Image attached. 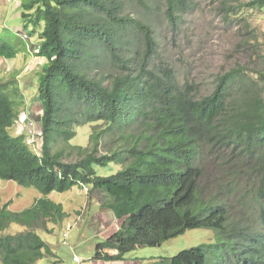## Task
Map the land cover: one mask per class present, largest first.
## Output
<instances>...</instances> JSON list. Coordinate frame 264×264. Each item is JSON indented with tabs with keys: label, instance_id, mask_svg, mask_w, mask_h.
Instances as JSON below:
<instances>
[{
	"label": "trees",
	"instance_id": "trees-1",
	"mask_svg": "<svg viewBox=\"0 0 264 264\" xmlns=\"http://www.w3.org/2000/svg\"><path fill=\"white\" fill-rule=\"evenodd\" d=\"M163 1L175 29L193 9L189 0ZM124 6V0H20L15 8L28 34L38 37L40 51L34 56L45 59L28 84L37 87L31 99L42 106L41 149L28 141L27 133L15 134L29 98L18 75L7 73L0 79V180L42 196L21 212L8 204L0 208V264H41L55 256L38 231L41 225L52 232L49 224H61L68 213L48 196L76 186L89 187L90 195L101 196V209L123 220L117 232L97 245L96 260H123L139 246L157 247L186 230L210 229L217 234L216 244L183 250L165 264H264L262 92L236 69L220 76L206 97L197 98L191 85L180 89L172 68L160 73L151 68L158 55L155 33L142 20L124 15ZM220 6L226 18L238 15L237 6L226 0ZM245 7L263 10L264 0ZM27 51V44L20 48L0 38L2 59L21 53L30 58ZM109 62L121 71L105 85L107 76L97 71ZM86 125L103 127L91 135L95 147L84 149L76 162L64 161L63 152L54 148L71 143L76 129ZM111 131L128 147L99 156L100 138ZM216 145L232 150L227 187L241 190L243 178L252 184L239 199L242 216L254 213L248 220L231 217L222 192L203 196L199 163L205 149ZM111 164L120 167L115 174H97V167ZM13 224L26 229L6 234Z\"/></svg>",
	"mask_w": 264,
	"mask_h": 264
},
{
	"label": "rangeland",
	"instance_id": "rangeland-1",
	"mask_svg": "<svg viewBox=\"0 0 264 264\" xmlns=\"http://www.w3.org/2000/svg\"><path fill=\"white\" fill-rule=\"evenodd\" d=\"M0 15V38L12 44L25 47L26 42L16 38L14 31L24 28L23 20L14 5H9L8 0H2ZM124 15L142 20L152 27L158 43V55L151 62V67L157 73L165 67H170L176 74V81L180 89L185 85L196 87V97L203 98L210 95L215 89L217 79L232 70H239L248 75L257 85L254 87L264 96V9L245 7L253 0H226L230 5L237 6L238 15L230 20L225 17L221 9L223 0H189L193 3V9L187 12L178 28H173L165 14L163 0H124ZM10 14V16H6ZM3 28H6L3 29ZM36 37V36H35ZM31 40L34 44L37 37ZM20 40V41H19ZM16 59L0 60V75L15 72L20 75L24 93L29 98V119L22 114L19 126L15 134H22L32 130L36 138H28L30 143H35L37 149H41V140L37 138L41 132L40 119L42 106L38 99L32 100L37 87L25 89L26 84L31 83L27 76L31 71L37 76L40 71L41 61L37 58L30 59L22 53ZM26 59V60H25ZM28 60V61H27ZM25 62V65H24ZM107 63L102 70L97 71L100 76H107L105 85H110L115 76L119 75L120 68ZM24 65V67H22ZM4 74V75H5ZM1 79V76H0ZM255 90L252 91L255 93ZM241 95L238 91L236 97ZM32 101H31V100ZM234 105H230L229 113ZM26 119V120H25ZM25 120V123L23 121ZM32 127V129H31ZM102 126L86 125L76 129L77 136L71 143H59L54 150L62 151L64 161L76 162L85 154L84 149L91 150L95 145L91 141V135L96 131L100 133ZM127 130H130L127 128ZM98 155H110L115 151H123L128 147L125 141L120 140L116 132H107L100 138ZM38 150V151H39ZM232 150H219L218 145L205 149L200 168L203 170L202 177L203 196L208 198L222 192L228 196L227 206L231 217L239 215V219L248 220L254 216L253 212L246 211L242 216L239 199L252 187L249 180L243 178L241 190L230 189L225 184L226 171L233 165L229 160ZM111 164L106 167H97V174L102 177L115 174L120 167ZM84 189L74 187L65 193L54 192L48 197L63 204L68 213L64 222L59 225L49 224L48 232L40 225L38 235L49 244L55 256L45 258L40 263L50 264L59 261L61 264H76L73 255L81 259L79 264H104L106 261L95 259L97 245L110 238L123 224L114 215L100 208L101 196L89 194V187ZM42 195L35 189L22 188L15 182L0 180V208L8 204L13 212H21L32 207ZM23 225L13 224L6 234H18L25 231ZM67 235V238L65 235ZM217 242L216 232L208 229H190L165 242L162 246L136 248L125 256L123 260L109 261L110 264H156L167 259L174 258L179 252L196 247H208ZM110 255L114 252L108 249Z\"/></svg>",
	"mask_w": 264,
	"mask_h": 264
},
{
	"label": "clouds",
	"instance_id": "clouds-1",
	"mask_svg": "<svg viewBox=\"0 0 264 264\" xmlns=\"http://www.w3.org/2000/svg\"><path fill=\"white\" fill-rule=\"evenodd\" d=\"M9 5L11 6V5H14L15 6V8L16 7H19L20 6V0H18V2L17 3H14V2H9ZM14 8V9H15ZM4 18V14L3 15H0V20H2ZM23 33H25L26 35H27V38L25 39L24 37H23ZM29 32L25 29V28H21V29H16L15 31H14V35H17L18 37H20L21 39H22V41H25L26 43H27V48H28V51L31 53V59L32 58H37L38 59V57H35L34 56V54H37V53H39V52H36V50H39L40 51V46H39V42H38V40H37V42L36 43H34V44H32L31 43V40L34 38V37H31L29 34H28ZM36 38V37H35ZM37 39H38V37H37ZM40 41V40H39ZM22 54V53H21ZM2 59V58H1ZM152 68V67H151ZM19 78H20V75L18 76ZM21 80V79H20ZM22 114H24V115H26V110L25 111H23V113ZM21 114V115H22ZM21 117V116H20ZM25 118L28 120L29 119V114H28V116L26 115L25 116ZM25 119V120H26ZM20 120V119H19ZM25 120L23 121V123H25ZM20 124H21V122H20ZM25 133H27V135H28V138L31 136V134H30V130H29V132H25ZM41 133V132H40ZM32 137V136H31ZM32 138H34V137H32ZM84 189H87L88 190V188L87 187H83ZM122 226V225H121ZM120 228H118L117 229V231L119 230ZM116 231V232H117ZM65 235V237L67 238V235L66 234H64ZM216 236H217V234H216ZM164 244V243H163ZM163 244H159L158 246H162ZM141 247V246H140ZM143 247V246H142ZM141 247V248H142ZM139 248V247H138ZM140 248V249H141ZM112 252H114V251H112ZM109 253V252H108ZM114 254H116V252H114ZM74 257H75V255H73V262L74 263H76V261H74ZM82 262V261H81ZM80 262V263H81ZM106 263H109V262H106ZM76 264H79V263H76ZM156 264H158V262L156 263ZM159 264H165V261H162V263H159Z\"/></svg>",
	"mask_w": 264,
	"mask_h": 264
},
{
	"label": "crops",
	"instance_id": "crops-1",
	"mask_svg": "<svg viewBox=\"0 0 264 264\" xmlns=\"http://www.w3.org/2000/svg\"><path fill=\"white\" fill-rule=\"evenodd\" d=\"M2 4H3V1L2 0H0V8H1V6H2ZM6 16L8 17V16H10V14H6ZM27 54L29 53L28 51L26 52ZM21 54H19L18 56H17V58H15L16 60H18V59H20V58H18L19 56H20ZM29 55V54H28ZM0 60H2L1 58H0ZM26 60V59H25ZM38 60H40L41 61V64H43V63H45V59L43 60V59H40V58H38ZM28 61V60H27ZM24 65H25V62H24ZM24 65L22 66V67H24ZM30 73H29V78H31V74H32V72L31 71H29ZM5 73H3V74H1L0 76L2 77L3 75H4ZM28 75V74H27ZM29 88V86H28V84H26V86H25V89H28ZM30 89V88H29ZM104 264H110V263H104ZM142 264V263H141Z\"/></svg>",
	"mask_w": 264,
	"mask_h": 264
},
{
	"label": "built area",
	"instance_id": "built-area-1",
	"mask_svg": "<svg viewBox=\"0 0 264 264\" xmlns=\"http://www.w3.org/2000/svg\"><path fill=\"white\" fill-rule=\"evenodd\" d=\"M8 1L9 2H14V3H17L18 2V0H8ZM22 35H23V37L25 39L27 38V35L25 33H23ZM36 52H39V50H36ZM31 129H32V127H31ZM30 134H31L32 137L36 138L35 133L32 130H30ZM74 261H76V263H80L81 262V259L75 255Z\"/></svg>",
	"mask_w": 264,
	"mask_h": 264
},
{
	"label": "water",
	"instance_id": "water-1",
	"mask_svg": "<svg viewBox=\"0 0 264 264\" xmlns=\"http://www.w3.org/2000/svg\"><path fill=\"white\" fill-rule=\"evenodd\" d=\"M139 248H141V247L139 246Z\"/></svg>",
	"mask_w": 264,
	"mask_h": 264
}]
</instances>
